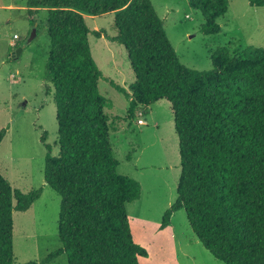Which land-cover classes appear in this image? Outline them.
Instances as JSON below:
<instances>
[{
  "label": "trees",
  "instance_id": "16d2710c",
  "mask_svg": "<svg viewBox=\"0 0 264 264\" xmlns=\"http://www.w3.org/2000/svg\"><path fill=\"white\" fill-rule=\"evenodd\" d=\"M204 16L201 31L217 34L228 0H190ZM262 7L264 0H249ZM31 18L47 8L50 51L45 79L53 86L59 153L46 144L44 179L61 197L58 233L68 264H140L146 247L132 232L127 205L141 197L139 180L121 174L101 93L108 80L129 102L126 119L159 100L173 108L181 174L176 201L161 228L184 209L203 246L225 264H264V47L212 55V68L183 64L152 0H27ZM117 11L116 36L91 30L85 14ZM123 44L135 73L128 89L97 64L89 33ZM51 93L52 89H46ZM6 129L0 130V142ZM46 135L42 137L45 141ZM42 188L15 189L0 172V264H16L13 212L26 211Z\"/></svg>",
  "mask_w": 264,
  "mask_h": 264
},
{
  "label": "rangeland",
  "instance_id": "374dc122",
  "mask_svg": "<svg viewBox=\"0 0 264 264\" xmlns=\"http://www.w3.org/2000/svg\"><path fill=\"white\" fill-rule=\"evenodd\" d=\"M228 1L227 12L218 19L221 31L208 35L201 31L203 14L190 6V0H152L183 64L210 69L211 55L219 47L228 46L232 55L247 47H264V6H252L249 0ZM12 4L15 7L10 9ZM26 4L27 0H0V130L7 131L0 142V172L15 189H43L28 210L13 212L16 264L41 262L62 246L58 233L61 197L44 179L46 144L52 146L53 155L60 148L54 90L45 79L51 48L48 12L41 8L31 18L27 7L21 9ZM116 13L85 14V19L92 31L116 36ZM34 27L36 35L29 41ZM89 42L103 73L128 89L135 73L124 45L93 32ZM19 47L22 50L17 54ZM99 88L112 103L105 112L113 120L110 136L118 170L142 186L141 197L127 205L133 236L149 252L140 264H225L200 242L184 209L161 228L166 210L176 201L181 174L171 103L159 100L145 115L136 113L126 119L129 102L125 95L102 78ZM139 117L146 122L138 124ZM47 264H68L67 255Z\"/></svg>",
  "mask_w": 264,
  "mask_h": 264
},
{
  "label": "water",
  "instance_id": "95a60500",
  "mask_svg": "<svg viewBox=\"0 0 264 264\" xmlns=\"http://www.w3.org/2000/svg\"><path fill=\"white\" fill-rule=\"evenodd\" d=\"M35 35H36V27L33 28V31H32V34L30 36L29 41H31L35 37ZM21 50H22V47H19L17 49L16 53L19 54L21 52Z\"/></svg>",
  "mask_w": 264,
  "mask_h": 264
},
{
  "label": "crops",
  "instance_id": "0c3cea01",
  "mask_svg": "<svg viewBox=\"0 0 264 264\" xmlns=\"http://www.w3.org/2000/svg\"><path fill=\"white\" fill-rule=\"evenodd\" d=\"M13 5L14 4H12V5H9L8 7L11 9V7H13ZM14 7H15V5H14ZM22 8L21 9H24V7L26 8L27 7V9H28V6H27V4L26 5H24V6H21ZM28 11V10H27ZM15 34H17V33H15ZM19 38V37H18ZM153 105H151L149 108H151ZM142 109H140V111L138 112L139 114H142ZM140 118V117H139ZM138 118V119H139ZM146 121L144 120V123H145ZM144 123H138V124H144ZM131 158V157H130Z\"/></svg>",
  "mask_w": 264,
  "mask_h": 264
},
{
  "label": "built area",
  "instance_id": "2783aa9c",
  "mask_svg": "<svg viewBox=\"0 0 264 264\" xmlns=\"http://www.w3.org/2000/svg\"><path fill=\"white\" fill-rule=\"evenodd\" d=\"M15 37L18 38V34H15ZM138 123H144V119L142 117H140L138 119Z\"/></svg>",
  "mask_w": 264,
  "mask_h": 264
}]
</instances>
